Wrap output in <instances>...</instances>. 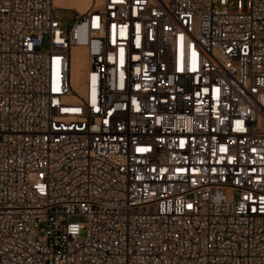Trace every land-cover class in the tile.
Returning <instances> with one entry per match:
<instances>
[{
  "label": "built area",
  "instance_id": "built-area-1",
  "mask_svg": "<svg viewBox=\"0 0 264 264\" xmlns=\"http://www.w3.org/2000/svg\"><path fill=\"white\" fill-rule=\"evenodd\" d=\"M0 264H264V0H0Z\"/></svg>",
  "mask_w": 264,
  "mask_h": 264
},
{
  "label": "bare ground",
  "instance_id": "bare-ground-1",
  "mask_svg": "<svg viewBox=\"0 0 264 264\" xmlns=\"http://www.w3.org/2000/svg\"><path fill=\"white\" fill-rule=\"evenodd\" d=\"M57 7L77 9L79 11L85 10L91 3V0H54ZM73 65H72V82L79 90H83L85 72L89 66L86 50L83 47H74Z\"/></svg>",
  "mask_w": 264,
  "mask_h": 264
},
{
  "label": "rangeland",
  "instance_id": "rangeland-1",
  "mask_svg": "<svg viewBox=\"0 0 264 264\" xmlns=\"http://www.w3.org/2000/svg\"><path fill=\"white\" fill-rule=\"evenodd\" d=\"M56 15L58 17V19L62 22L63 26L65 27V29H68L70 27V24L72 23V21L74 20L75 17V12L72 10H57ZM239 193L235 190H230L227 193V196L230 200H235L238 197ZM75 220L77 219H81L80 217H75Z\"/></svg>",
  "mask_w": 264,
  "mask_h": 264
}]
</instances>
